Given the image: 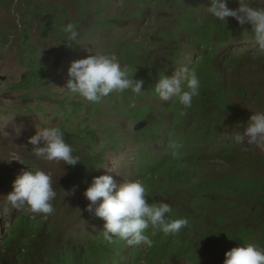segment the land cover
<instances>
[{"label": "rangeland", "instance_id": "obj_1", "mask_svg": "<svg viewBox=\"0 0 264 264\" xmlns=\"http://www.w3.org/2000/svg\"><path fill=\"white\" fill-rule=\"evenodd\" d=\"M208 3L0 0V264H223L232 247L264 249V152L233 135L264 111V50L250 26L218 20ZM69 22L78 32L71 47ZM92 53L115 54L144 81L142 93L91 103L67 90L70 62ZM181 67L201 81L183 116L153 89ZM49 126L63 132L75 166L35 156L28 138ZM36 168L52 175L57 193L47 217L5 199L15 177ZM101 174L117 188L140 180L149 203H168L166 219L186 217L188 226L174 236L148 229L150 248L105 240L83 195Z\"/></svg>", "mask_w": 264, "mask_h": 264}, {"label": "clouds", "instance_id": "obj_2", "mask_svg": "<svg viewBox=\"0 0 264 264\" xmlns=\"http://www.w3.org/2000/svg\"><path fill=\"white\" fill-rule=\"evenodd\" d=\"M237 7H228V0H209L207 13L227 23L234 18L241 28L250 26L252 39L264 50V7L252 6L248 0H237ZM63 31L67 34L66 46L71 47L77 39L75 24L67 23ZM130 69L122 67L115 54H90L70 62L65 88L87 102L100 103L113 92L131 90L140 95L144 81L133 79ZM201 81L197 73L186 68L175 70L172 76L162 75L153 86L161 102L172 101L181 106L180 115H186L192 107L193 98L200 94ZM234 139L241 144L254 146L264 152V111L252 113L243 133L234 132ZM36 157L54 163L75 166L80 159L73 155V148L65 142L59 127L36 128L28 138ZM17 160V159H15ZM104 167V166H103ZM100 168V167H95ZM53 177L41 168L21 171L12 182V190L5 197L14 210H25L32 215L47 217L54 213L52 201L57 193L53 188ZM147 188L140 180L124 181L117 188L113 178L106 174L93 176L83 195L89 201L86 210L103 220L105 240L113 237L125 241L129 246H153L152 235L159 229L165 236L177 235L188 226L186 217L166 219L172 212L168 203H149ZM223 264H264V249L253 243L232 247L224 253Z\"/></svg>", "mask_w": 264, "mask_h": 264}]
</instances>
